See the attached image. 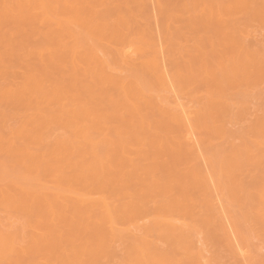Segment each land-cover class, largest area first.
I'll list each match as a JSON object with an SVG mask.
<instances>
[{
    "label": "bare ground",
    "instance_id": "obj_1",
    "mask_svg": "<svg viewBox=\"0 0 264 264\" xmlns=\"http://www.w3.org/2000/svg\"><path fill=\"white\" fill-rule=\"evenodd\" d=\"M9 1L4 0L3 5L0 4V24L10 29L7 36L15 43V46L10 43L0 45V81L8 84L0 90V264H95L104 255L115 260L116 242L122 237L130 238L128 243L124 242L129 256L127 264H219V253L207 259L203 249L192 246L193 239L185 231L187 223L183 225L172 214L160 217L158 213L148 212L153 201L149 195L156 185L165 192L175 184L173 179L163 182L153 172L143 175L138 173L141 170L138 167L133 172L120 167L115 173L121 177L132 176L135 187L138 185L137 192L120 193L119 187L107 180L105 172L110 166L104 160L111 153L99 151V141L93 137L98 132L97 128L87 122L73 120L88 109L78 107L79 103L75 104L69 94V89L78 92L81 88V74L75 75L76 84L73 86L70 79L64 80L65 68L70 63L80 65L86 59V52L97 51L96 44L103 43L108 35H114V40L119 42L112 52L113 60H104L97 53L92 55V59L93 64L100 67L98 77L110 85L97 96V103L93 101L89 106L107 108L121 90L124 94L128 92L137 96L141 93L138 84L128 83L121 74L106 71L107 67L128 71L127 77L134 75L133 78L138 80L142 76L137 69L139 65L145 68L149 63H160L150 69L157 76L153 80L170 85V75L160 62L161 39L154 38V31L155 34L151 30L137 32L138 39H143V45L138 48L131 46V40L120 42L117 38L125 33V29L135 25L139 13L142 17L140 11L144 10L147 0ZM134 3L139 7L138 13L131 8ZM210 16L212 13L205 11L202 21L215 24ZM169 21L165 23L169 25ZM219 23L222 34L233 30L229 21L219 18ZM22 25L38 29V32L30 34L32 38L40 35L41 42L37 48L31 47L30 38L17 43L15 33ZM85 37L92 38L94 43L87 44V47L83 44ZM19 53L24 59L17 55ZM18 59L24 60L20 62L23 67L22 86L15 87L12 74L18 67L14 64ZM147 82L150 83L149 79ZM53 103L58 104V113L50 107ZM176 103L164 98L162 116L175 121L185 115V109L177 110L181 103ZM136 117L140 121L144 119L137 106L129 116H122L120 120ZM11 118L15 122L8 124ZM96 119L109 124L119 117L100 113ZM56 122L65 124L63 134H67L59 143L60 147H54L52 140L40 133L49 134L46 129ZM55 148L58 151H53ZM222 152L221 160H230L232 165L257 163L264 167V156L257 155L248 143L230 154ZM122 157L127 156L122 153ZM188 172L194 177L190 188L193 192L182 187L170 199L172 210L176 211L181 204L190 203L192 199L193 203L200 204L202 212L193 225L195 232L212 233L207 229L218 226L217 250H221L218 245L221 243L232 251H243L241 246L247 244L246 238L243 237L245 241L239 244L235 234L240 231L235 228L237 224L235 226L233 221L234 224L220 218L219 212L227 205L238 204L241 198L264 205V187L253 191L255 196L246 191L238 194L234 192L237 185L230 182L231 173L214 176L207 171ZM218 176L220 193L212 195L210 192L214 186L210 182ZM197 197L198 201L195 200ZM258 209V220L253 227L256 235L261 237L264 234V213ZM248 216L243 211L241 220ZM145 218L152 223L141 232L139 223ZM63 219L67 221L64 226L61 225ZM68 242L72 243L71 247L66 245ZM55 247L59 248V254L53 252Z\"/></svg>",
    "mask_w": 264,
    "mask_h": 264
},
{
    "label": "rangeland",
    "instance_id": "obj_2",
    "mask_svg": "<svg viewBox=\"0 0 264 264\" xmlns=\"http://www.w3.org/2000/svg\"><path fill=\"white\" fill-rule=\"evenodd\" d=\"M148 1L144 2V10L140 11L143 13L142 17L139 13L142 19L137 16L135 25L131 29H125V33L117 38L120 42L131 40V46L138 48L140 44L143 45V39H138V31L151 30V33H156L154 38L161 39L160 62L170 75V85L153 80L157 76L150 72V69L160 63H149L145 68L139 65L137 69L142 72V76L138 80L133 78L134 75L127 77L130 73L128 71L107 67L106 71L121 74L128 83L138 84L141 93L137 96L128 92L124 94L121 90L116 93L111 107L89 106L93 101L97 103V96L110 85L107 80L98 77L97 70L100 67L95 66L92 59V55L97 53L104 60H113L112 52L119 42L114 40V35H105L108 39L96 44L97 51L88 50L86 59L80 65L70 63L65 68L64 80L70 79L73 86L76 84L75 75L81 74V88L78 92L69 89V94L75 104L79 103L78 107L88 109L73 120L87 122L97 128L98 132L94 133L93 137L99 141V151L111 153L104 160V163L110 166H106L107 180L119 187L120 193L138 191V185L135 187L132 176L121 177L115 173L120 167H125L131 172L136 171L138 167L141 169L138 173L143 175L153 172L163 182L174 180L175 184L165 192L156 185L152 195H149L153 201L149 205L151 211L148 212L158 213L160 217L172 214L183 225L187 223L185 231L193 239L192 246L203 249L207 259L219 253V264H264V234L258 237L253 227V223L258 220L256 210L259 208L258 211L264 213V205L241 198L238 204L221 208L220 218L234 222L235 226L237 224L235 228L238 227L237 230L244 234L242 236L240 231H236L235 234L241 236V240L237 236V242L241 244L246 238L247 246L242 243L243 251H232L226 244L219 243V251V248H216V234L220 230L218 226L209 227L207 230L211 229L212 233L208 234H197L193 229L194 223L202 214L200 204L193 203L191 199L190 203L181 204L176 211H173L169 204L170 199L180 192L182 187L193 192L190 188L194 177L189 174V170L207 171L214 176L231 173L230 182L237 185L234 192L238 194L246 191L250 196H255L253 191L264 187V167L257 163L232 165L230 160H221L222 151L230 154L234 149L240 150L245 143L253 146L257 155L264 156V0H159L162 6L158 4V0ZM3 2L4 0H0V4L3 5ZM132 5L133 12L138 13L139 7L135 3ZM151 6L155 8V12ZM205 11L212 13L211 21L216 22L215 24H205L202 21ZM219 18L229 21L233 30L222 34ZM168 20L169 25L165 23ZM9 30L7 26L0 24V45L10 43L15 46L7 36ZM35 32H38V29L22 25L15 33L17 43L30 38L31 47L37 48L41 42L40 35L36 34L33 38L30 36ZM158 34L159 38L156 36ZM93 43L92 38L83 39V44L87 47ZM17 55L24 59L23 54ZM23 59L14 62L18 65L12 74L15 87L22 86L23 67L20 62L24 61ZM111 66L114 64L111 63ZM7 85L0 81V90ZM164 98L170 102L181 103L177 110L185 109L186 114L175 121L162 116ZM136 106L144 116L143 121L138 117L128 121L120 120L122 116H129ZM50 107L59 112L58 104L53 103ZM110 112L113 113L109 114ZM100 113L118 116L119 120L105 124L96 119ZM14 122L11 118L8 124ZM64 125L56 122L46 129L49 134L41 131L40 133L48 136L54 147H60L59 143L67 135L63 134ZM257 142L260 144L256 145ZM122 153L127 157L123 158ZM147 155L149 157H146ZM219 176L210 182V185L214 186L210 192L212 195L220 193L217 187ZM230 190L229 187L228 191ZM195 200L198 201V197ZM186 208L189 209L186 211ZM243 211L249 215L245 221L241 220ZM66 222V219H63L61 225L64 226ZM151 223L149 218L143 219L139 223L140 231H144ZM128 239L130 238L122 237L117 240L118 251L115 260L109 259L110 255H104L95 264H127L129 256L124 242L128 243ZM66 245L71 247L72 243L68 242ZM58 251L57 247L53 249L56 254H59Z\"/></svg>",
    "mask_w": 264,
    "mask_h": 264
}]
</instances>
